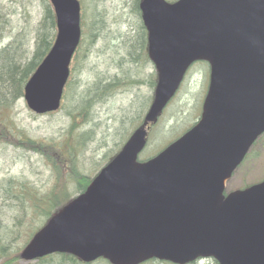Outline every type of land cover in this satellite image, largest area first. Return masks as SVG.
<instances>
[{
  "label": "water",
  "instance_id": "1",
  "mask_svg": "<svg viewBox=\"0 0 264 264\" xmlns=\"http://www.w3.org/2000/svg\"><path fill=\"white\" fill-rule=\"evenodd\" d=\"M56 34L24 86L28 108L57 111L81 38L79 0H49ZM147 54L157 80L144 122L38 229L22 260L67 253L85 263L264 264V179L225 194L226 181L264 132V0H141ZM209 63L198 121L139 161L188 68Z\"/></svg>",
  "mask_w": 264,
  "mask_h": 264
},
{
  "label": "rangeland",
  "instance_id": "2",
  "mask_svg": "<svg viewBox=\"0 0 264 264\" xmlns=\"http://www.w3.org/2000/svg\"><path fill=\"white\" fill-rule=\"evenodd\" d=\"M85 2L88 5L84 9L81 5V17L84 11L86 23H90L92 16L94 17L93 36H86L84 31L86 28L81 24L82 40L71 66V77L69 76L72 82L68 89L65 88L61 107L55 112L38 115L28 108L22 97L6 110L8 114L4 122L6 129L0 126V130L6 132L7 128L15 129L17 126L33 139L65 141L69 135L67 131L74 122L71 120L76 116L79 105L94 104L87 116V122L79 129L80 131L89 129L92 133L80 155L84 160V166L81 168L84 173L94 168L92 164H100L102 157L114 149L115 144L119 142L123 126L127 127L132 123L131 134L140 125L137 113L141 110V101L149 94H153L146 85L147 75L154 73L151 63L142 62L136 44L139 19L133 9L134 0H85ZM42 10L40 0H0V12L5 16L4 19H0V50L16 37L22 40L21 49L28 47L42 16ZM82 21L81 18V23ZM131 52L139 54L135 64L132 63ZM208 71L205 63H194L190 67L175 97L160 116L154 136L148 137V144L140 153L141 159L155 155L164 143L179 133L181 128L171 133L165 132L166 130L180 127L183 121L194 123L195 116L199 117L208 84ZM135 75L143 77L146 84L138 88L130 86H118L114 90L108 89V86L104 88L111 82L124 83L128 77ZM101 99L105 101L99 103ZM147 104L148 102L145 106ZM0 139L4 140L3 137ZM256 151L259 152L258 155L254 156L253 152L245 164L234 172L227 182V191L264 177V135ZM7 181L13 185L15 181L23 182L28 188L44 194L53 186L55 177L49 163L39 154L0 143V185ZM70 189L73 190V186H70ZM0 205L5 213L4 223L10 232L8 236L10 240L15 236L10 230L18 211L7 202ZM38 221L40 218L38 220L34 218L31 222L35 224ZM28 226L29 222L26 219L15 238L9 242L12 251L23 246ZM201 261L200 263H203V259Z\"/></svg>",
  "mask_w": 264,
  "mask_h": 264
},
{
  "label": "trees",
  "instance_id": "3",
  "mask_svg": "<svg viewBox=\"0 0 264 264\" xmlns=\"http://www.w3.org/2000/svg\"><path fill=\"white\" fill-rule=\"evenodd\" d=\"M40 1L43 5L42 16L37 24L32 40L29 41L30 44H28V47L21 49L20 44L22 40L21 38L16 37L13 41L8 43L0 50V126L2 129H6V127L4 126V122L8 117L6 110L10 109L19 98L23 97L24 86L27 80L35 71L45 55L48 53L55 38L56 20L53 7L49 0ZM79 1L82 5V8H86V5L88 4L85 2V0ZM140 1L141 0H134L133 5L134 12L137 14L139 19V25L137 26L136 33V44L139 47V52L143 60L142 62L144 64H147L151 63V61L149 60L147 55V31L141 20V12L139 9ZM4 17L5 16L0 12V19H4ZM81 18L83 20L81 24L86 28L84 29L86 36H93L92 30L94 29V17L92 16V21L90 23H86V15L84 11ZM80 44L76 50V53L74 54L73 60L76 58L75 56L78 52ZM133 46H131V48ZM130 54L133 60L132 63L135 64L137 62V58H139V54H133V52H131ZM71 74L72 70H70V77ZM147 77V84L145 83V79L143 77L135 75L134 77H128L124 83L115 84V82H111L105 85L104 88H107V86L108 89L112 88V90H114L118 86H130L138 88L146 84L148 85L151 92H153L157 78L155 69L154 73L152 72L148 74ZM69 79L65 85L66 89L70 87L72 82ZM64 97L65 89L63 93V98ZM152 97L153 94H149L148 97H146L145 99L143 98V101H141L142 107L139 113H137V119L140 120L139 124H143L144 122V113L145 111H147L152 101ZM104 101L105 100L101 99L99 103H102ZM147 102L148 104L147 106H145V103ZM94 106V104L88 105L87 103H81L79 105V107L77 108L79 110L76 112V116H74V118H72L71 120L72 122L74 120V122L71 125L69 131H67V134L69 135L66 137L67 139L65 141L57 142L54 140L47 141L33 139L29 137L24 130L18 128L17 126L15 127V129L7 128V132L0 130V138H4V140L0 139V143L10 144L15 148H21L23 150L32 151L36 154H39L44 160L49 163L55 177L53 186L44 194L38 193L33 189L28 188L26 184L19 181H15L16 183H14V185L13 183H10L8 181L5 184L0 185V204L7 202L18 211V214L15 216V221L10 231L16 236L20 228L23 227L24 221L27 219L29 222V226L27 228L28 233H26L27 235H25L23 246L12 251L9 242L13 240L15 236L9 240L8 236L10 232L4 223L5 213H3L2 207L0 205V264H94L98 262L111 264L104 258H100L91 263H85L76 256L67 253H55L25 263H21L22 261L20 257L22 249L31 239L33 234L38 229H40L42 225H44L56 211L67 204L73 197L85 191L94 175L106 162H108L115 155V153H117V151H119L123 143L130 135L132 123L129 125L130 127L123 126V129L120 133L119 142L115 144L114 149H112L110 153H107V155H104V157H102V162L98 165L92 164L94 168L91 171L87 170V172L84 173L81 170V168L84 166V160L83 157H80V155L82 153L83 147L86 146L87 141L91 139L92 133L89 129L86 131H80L79 129L83 124L87 122L89 111H91ZM197 119L198 118L195 116V119H193V121L195 120L194 123ZM158 121L159 119L157 120V122ZM194 123H191L190 121L188 123H184L183 121L180 127H171L170 129L166 130L165 132L171 133L172 131L181 128L179 133H177L173 138L164 143V145L159 149H163L166 144H169L171 141L176 139L178 136H180L184 129L185 130L183 132H185L186 129H188ZM158 126L159 125H157V123L150 126L149 133L147 134L146 146L149 141L148 137L154 136L155 129ZM139 159L141 161L145 160L141 159V157H139ZM70 186H73V190L70 189ZM34 218H37V220L38 218H40V221L34 224L33 222H31ZM200 262L202 261L196 260L190 264H218L213 259H204L203 263ZM142 264L173 263L151 259Z\"/></svg>",
  "mask_w": 264,
  "mask_h": 264
},
{
  "label": "flooded vegetation",
  "instance_id": "4",
  "mask_svg": "<svg viewBox=\"0 0 264 264\" xmlns=\"http://www.w3.org/2000/svg\"><path fill=\"white\" fill-rule=\"evenodd\" d=\"M263 135H261L260 137H258L257 140L253 143V145L251 146V148L247 152L246 157H245L244 161L242 162L241 166L243 164H245V162L251 157V155L253 154V152H254V156H256V155L259 154V152L256 151V148H259V144H260V141H261V138H262Z\"/></svg>",
  "mask_w": 264,
  "mask_h": 264
},
{
  "label": "bare ground",
  "instance_id": "5",
  "mask_svg": "<svg viewBox=\"0 0 264 264\" xmlns=\"http://www.w3.org/2000/svg\"><path fill=\"white\" fill-rule=\"evenodd\" d=\"M21 257V256H20ZM22 262H25V260H21Z\"/></svg>",
  "mask_w": 264,
  "mask_h": 264
}]
</instances>
